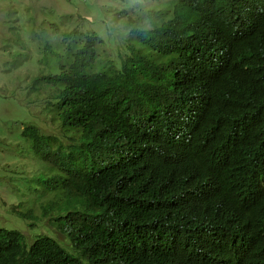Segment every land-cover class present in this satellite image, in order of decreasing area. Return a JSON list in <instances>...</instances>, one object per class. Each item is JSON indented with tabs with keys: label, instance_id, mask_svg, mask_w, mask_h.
I'll use <instances>...</instances> for the list:
<instances>
[{
	"label": "trees",
	"instance_id": "16d2710c",
	"mask_svg": "<svg viewBox=\"0 0 264 264\" xmlns=\"http://www.w3.org/2000/svg\"><path fill=\"white\" fill-rule=\"evenodd\" d=\"M155 1L33 30L43 117L22 135L48 170L37 215L13 212L50 235L0 227V264H91L102 234L108 264H264V0ZM237 175L263 179L248 223L221 202Z\"/></svg>",
	"mask_w": 264,
	"mask_h": 264
},
{
	"label": "rangeland",
	"instance_id": "374dc122",
	"mask_svg": "<svg viewBox=\"0 0 264 264\" xmlns=\"http://www.w3.org/2000/svg\"><path fill=\"white\" fill-rule=\"evenodd\" d=\"M103 1L0 0V227L21 231L28 243L39 233L50 235L41 226L43 220L31 227L28 220L13 212L15 208L37 215L43 199L41 178L48 170L45 161L34 155L31 140L22 135L26 125L39 126L43 117L42 103L31 90L33 76L40 73L38 59L42 56L35 45L33 30H40L42 23L51 20L59 26L60 33L66 26L67 15L77 14L91 22ZM154 2L143 0L142 5ZM100 21V25L108 24L112 29L120 26L109 15Z\"/></svg>",
	"mask_w": 264,
	"mask_h": 264
},
{
	"label": "clouds",
	"instance_id": "9594fccd",
	"mask_svg": "<svg viewBox=\"0 0 264 264\" xmlns=\"http://www.w3.org/2000/svg\"><path fill=\"white\" fill-rule=\"evenodd\" d=\"M140 1H141V6H146V7H152L155 5L156 2L155 1L152 5H142L143 0ZM262 183H263L262 178L246 180L241 175H237L232 185V188L231 189L226 188L224 190V194L222 196L221 202H227L232 209L233 215L236 218L241 219L246 223H248L250 220H253L256 217L257 208L256 206L252 205V200L257 195V192L261 188ZM232 190L235 192V195L232 194ZM50 227L53 233V235H51L50 237L53 238L58 244H61V246H65V247L69 246L70 242L67 236L64 233L58 231L53 226ZM58 235H61L63 238L62 239L59 238ZM103 235L104 234L92 238L88 242L91 264H108V255L104 254L99 248L100 241ZM254 242H255V237L251 233L248 240L249 250L251 249ZM166 252L170 257L176 258L172 256V254H170L168 251ZM194 255H199L206 262V264L208 263V257H209L208 254L196 253Z\"/></svg>",
	"mask_w": 264,
	"mask_h": 264
}]
</instances>
